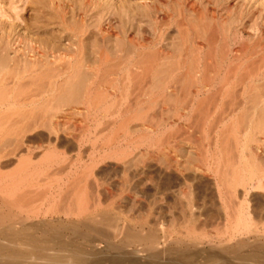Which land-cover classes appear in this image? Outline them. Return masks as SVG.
<instances>
[{
	"label": "rangeland",
	"instance_id": "rangeland-1",
	"mask_svg": "<svg viewBox=\"0 0 264 264\" xmlns=\"http://www.w3.org/2000/svg\"><path fill=\"white\" fill-rule=\"evenodd\" d=\"M16 49L47 85L0 105V240L264 255V186L239 180L264 170V0H0V72Z\"/></svg>",
	"mask_w": 264,
	"mask_h": 264
},
{
	"label": "bare ground",
	"instance_id": "bare-ground-1",
	"mask_svg": "<svg viewBox=\"0 0 264 264\" xmlns=\"http://www.w3.org/2000/svg\"><path fill=\"white\" fill-rule=\"evenodd\" d=\"M70 51L72 49H70L69 47H66V51ZM85 50V46L84 45H76L75 46V49H74V52H75V55H76V58H78L80 56L81 53H83ZM99 50H101L99 52L100 54V59L102 61H109L110 60V57L109 56H104L103 53H104V49H101L99 48ZM20 50L19 49H16L15 52H14V55L11 56L9 53H7L6 55H4L1 60H2V63L6 66L5 68V71L4 72H0V105L1 104H7L9 106L11 105H16V103L19 101V100H32V98L34 97L33 94H30L29 91H34L36 88H34L35 86H44L46 83L43 82V83H37V80H38V77L37 80L36 79H33L34 78V73L36 72V60H34V55H22L20 56L21 54H19ZM55 51L53 52H50L52 55H55L54 54ZM58 52V51H56ZM59 53V52H58ZM57 53V57L60 58V59H63V58H69V60H73V59H76L74 56H69L68 53H66L65 51H61L59 54ZM69 56V57H67ZM80 58V57H79ZM84 61V59H83ZM123 61V60H122ZM68 62V61H67ZM109 66V65H108ZM142 66V65H141ZM1 67V66H0ZM43 67L46 68V66L44 65ZM64 67V66H63ZM68 67V66H67ZM57 68V67H56ZM82 68V66H81ZM49 69V68H48ZM132 71V70H131ZM27 75H30L32 78L28 79V82H26L27 80L24 81V79L26 78ZM82 75V74H81ZM83 77V75H82ZM72 81V80H71ZM70 81V82H71ZM75 83V82H74ZM78 83V82H77ZM44 84V85H43ZM47 85V83H46ZM263 85V84H262ZM72 86V85H71ZM45 87V86H44ZM74 86H72L71 88L73 89ZM78 87V84L76 85V89ZM20 88V89H19ZM27 88V89H26ZM259 88V87H258ZM30 89V90H28ZM38 89V88H37ZM40 89V88H39ZM67 89V88H66ZM80 89V88H79ZM69 90V89H68ZM84 90V89H83ZM65 91V90H64ZM39 92H42V91H39ZM33 93V92H32ZM263 93V92H261ZM40 94V93H39ZM38 94V95H39ZM255 94V93H254ZM253 94V95H254ZM66 96V95H65ZM63 97V95H62ZM79 97V96H78ZM76 98V96H75ZM74 98V99H75ZM261 98V97H260ZM62 99V98H60ZM64 99V102H65V99L66 98H63ZM69 99L71 100V98L69 97ZM78 99V98H77ZM253 99V98H252ZM69 100V101H70ZM250 100V99H249ZM47 102V101H46ZM56 102V101H55ZM63 102V103H64ZM260 102V101H259ZM257 103V100L256 102L254 103L256 105ZM252 105V104H251ZM29 106V105H28ZM250 106V105H249ZM252 107V106H251ZM260 110V109H259ZM262 111V110H261ZM32 113V112H31ZM8 114V113H7ZM258 114V113H257ZM5 115V114H4ZM9 116V115H8ZM263 116V115H261ZM257 118V117H256ZM263 119V118H262ZM18 121V119H17ZM20 121V120H19ZM257 121V120H256ZM261 121V120H260ZM259 121V123H260ZM260 125V124H259ZM263 126V125H262ZM264 127V126H263ZM260 131H262V127H260ZM249 145V144H248ZM244 147L247 148V141L246 143L244 144ZM252 157V156H251ZM258 159V158H257ZM242 161H243V175H242V179H239V180H244V181H253V180H257L259 182V184L261 185H258L259 187L261 186H264V170L261 168H264V166H260V163H259V168L261 170V172H259V169L258 167H254V165L256 166L257 163H254V161L251 159V158H248L247 156H243L242 157ZM262 164V163H261ZM258 166V165H257ZM258 169V171L256 172V169ZM259 172V173H258ZM236 176V175H235ZM240 176V175H239ZM238 176V178H239ZM237 179V178H236ZM235 179V180H236ZM238 180V179H237ZM245 182V184H246ZM241 183V182H240ZM243 183V182H242ZM244 184V185H245ZM252 184V183H251ZM247 185V184H246ZM252 186V185H251ZM263 188V187H262ZM12 226H10L11 228ZM14 227V226H13ZM9 228V227H8ZM42 230V229H41ZM24 232V231H23ZM5 234V233H4ZM9 234V233H8ZM21 236L23 235L22 233H20ZM25 234V233H24ZM28 234V233H27ZM31 234V233H30ZM28 234V235H30ZM56 234V233H55ZM7 234H5V237L4 239L1 238L0 241V264H99L103 261H107L109 262V264H148L147 261H148V258L146 260H142V261H134V262H131V261H127V259H133V258H129L130 257V254L128 253H124V252H116L115 254H112L110 251H112V248H109V250L105 253L102 252V251H99L98 248H90V249H82L80 250V248L78 249V247H75V250L77 248L76 251H73V244H72V248L70 249L69 247L71 246H68L70 244H68L69 242H67V244H60V246L63 248H61V250H63V252H60L58 253L57 251L53 250V248H56L52 247V249L47 248V249H43L45 252V254H43L44 258L43 259H40V256L37 255V253L40 251L39 249L42 250V248H40L39 246H36V242H32V241H24L26 240L25 237H30L31 235L33 236V234H31L30 236L28 235H24V238L22 239L24 242H29V243H23V244H16L15 245V242L12 239L6 237ZM19 235V234H18ZM54 235V234H53ZM21 236H20V239H21ZM17 237V236H15ZM33 237H36V236H33ZM40 236H38V238L36 237V239H39ZM43 237V236H41ZM40 237V238H41ZM45 237V236H44ZM48 237V236H47ZM52 237V236H51ZM49 236V238H51ZM55 237H58L60 238L58 241L60 240H64L63 238H61V235H57ZM73 237V236H72ZM54 238V237H53ZM69 238V237H68ZM88 238V237H87ZM16 239V238H14ZM18 239V238H17ZM16 239V240H17ZM19 239V240H20ZM30 239V238H29ZM30 239V240H31ZM43 239V238H42ZM46 239V238H45ZM78 239V238H76ZM86 239V238H85ZM83 239V240H85ZM15 240V241H16ZM28 240V239H27ZM56 240V239H55ZM71 240V239H70ZM92 240V239H91ZM91 240H88L87 241H91ZM21 241V240H20ZM38 242V240H36ZM45 241V240H44ZM56 241V244L57 242ZM75 241V240H74ZM73 240L72 242L75 243ZM77 241V240H76ZM22 242V241H21ZM32 242V244L30 243ZM42 242V241H41ZM39 242V243H41ZM47 242H50V241H47ZM53 242V241H52ZM61 242V241H60ZM34 243V244H33ZM77 243V242H76ZM75 243V245H76ZM38 244V243H37ZM42 244H44L42 242ZM46 244V243H45ZM87 244V243H86ZM262 244V243H261ZM47 245H51L52 244H47ZM45 246V245H44ZM39 247V249L37 248ZM46 247V246H45ZM48 247V246H47ZM58 247H59V244H58ZM69 250H68V248ZM84 247V246H83ZM65 248V249H64ZM67 248V249H66ZM59 251L60 248H58ZM64 250L67 251L64 252ZM72 251L71 253H68V251ZM260 251V250H259ZM115 252V251H113ZM190 252V251H188ZM211 252V251H210ZM40 253V252H39ZM197 253V252H196ZM203 253V252H202ZM219 253V252H218ZM261 253V251H260ZM177 254V253H176ZM184 254V253H183ZM195 254V252L193 253ZM200 253H198L199 255ZM204 256L206 253H203ZM237 254V253H236ZM263 254V253H262ZM197 255V254H196ZM217 255V254H215ZM135 256V255H134ZM162 256V255H160ZM159 256V257H160ZM187 256V255H186ZM185 256V258H186ZM189 256V255H188ZM187 256V257H188ZM194 256V255H193ZM200 256V255H199ZM195 256L193 257V262L192 263H188V264H206L204 263V261H202L203 263H199L198 259H201L202 257V254L201 256ZM207 256V255H206ZM261 256V254H258V253H244L242 255H237V257L234 259V261H238L239 263H242V264H248L246 262L248 261H252V264L254 263H257L260 262L259 260L257 259H260L259 257ZM264 256V255H263ZM263 256H261V258H263ZM132 257V256H131ZM191 257V256H189ZM198 257V259H197ZM208 257V256H207ZM36 258H39L40 261H38ZM176 259V257H174ZM184 258V259H185ZM211 258V257H210ZM213 258V257H212ZM217 257H215L213 260L215 261ZM219 258V257H218ZM162 259V258H161ZM181 259V258H180ZM196 259L198 261H196ZM205 259V258H204ZM203 259V260H204ZM207 259V258H206ZM209 259V258H208ZM221 258H219V261ZM174 260V259H173ZM170 259V261H167L165 262L164 264H180V263H177L175 261H173ZM257 260V261H256ZM133 261V260H132ZM181 261V260H180ZM187 261V260H185ZM190 261V260H189ZM213 261V262H214ZM227 261V260H226ZM264 261V260H263ZM201 262V261H200ZM222 263L224 262V259L223 261H221ZM228 262V261H227ZM150 263V262H149ZM162 263V262H161ZM185 263V264H187ZM211 263V261H210ZM251 263V262H250ZM249 263V264H250ZM263 262H261L260 264H262ZM154 264H159L155 261ZM183 264V263H182ZM209 264V263H207ZM213 264V263H212ZM217 264V262H216ZM219 264H221L219 262ZM228 264V263H226ZM230 264V263H229ZM234 264V263H233ZM259 264V263H258ZM264 264V263H263Z\"/></svg>",
	"mask_w": 264,
	"mask_h": 264
},
{
	"label": "crops",
	"instance_id": "crops-1",
	"mask_svg": "<svg viewBox=\"0 0 264 264\" xmlns=\"http://www.w3.org/2000/svg\"><path fill=\"white\" fill-rule=\"evenodd\" d=\"M61 144H62V146H61L60 148H61V150H63V148H64L63 144H64V143H61ZM61 152L63 153V151H61Z\"/></svg>",
	"mask_w": 264,
	"mask_h": 264
}]
</instances>
